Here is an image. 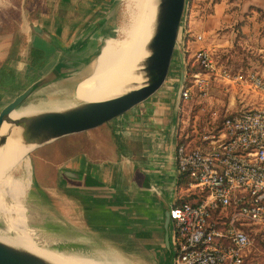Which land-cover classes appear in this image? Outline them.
Here are the masks:
<instances>
[{
	"label": "crops",
	"instance_id": "0c3cea01",
	"mask_svg": "<svg viewBox=\"0 0 264 264\" xmlns=\"http://www.w3.org/2000/svg\"><path fill=\"white\" fill-rule=\"evenodd\" d=\"M63 1L64 7L61 12H58V18L52 19V22L40 27L43 30L42 34L35 36L33 29L35 27L34 4L27 14L28 20L25 23L22 22L21 38L16 40L11 38L0 45L1 98L2 92L9 93L19 85V87H26L35 80L47 76L50 70L59 65L64 67L61 70L74 68L79 71L95 51L98 29L92 33L90 31L94 28L92 24L98 20L97 18L91 19L95 10L90 11L83 5H91L96 0ZM203 1L190 0L188 5L185 3L187 18L186 23L184 22L186 29H184L183 37L186 41H183V45L186 44V47L182 46V50H186V53L192 50L191 42L202 44L204 37L213 34L223 16L226 15V9L232 5H239V11L243 14L250 6L264 12V0H233L232 2L230 0H215L212 7L214 13L204 18L201 15L203 9L201 6L206 1ZM210 2L212 3V0ZM157 5L158 0L153 3L150 12L156 11ZM129 11H132L131 8ZM257 13L258 11H254V15L251 16L255 17ZM242 18L244 19V17ZM90 19L93 21L90 22ZM191 34L195 41L193 39L191 41ZM113 39L112 37L106 38L102 46L108 45ZM210 45L216 47L220 44L211 41ZM201 46L197 47L196 45V48L191 52L193 53ZM78 52L83 54L80 59H75L77 62H74L72 56ZM100 58L103 59L93 66L92 71H105L107 75L121 73L114 72L113 69L122 62L132 67L141 65V60L131 57L126 50H113ZM173 61L169 75L173 68ZM91 65L86 67L87 71ZM180 71L182 73L184 69L182 68ZM169 80L168 78L160 92L140 105L135 112L133 111L87 136L88 145L80 147L78 154L67 156L59 164L66 170L79 174L73 179L86 178L87 180L80 186L72 185L64 180L66 187L75 190L78 197L61 190L60 180H62L63 174L62 178L54 177L51 182V185L55 183L58 185V193L61 198H58L57 194L49 195L61 203L72 219H65L63 233L58 232L59 228L53 226L46 230L53 231L57 235L63 234V240L72 245V248L76 244L74 242L76 236L79 235L80 238L89 241L91 243L89 245L97 242L96 245L100 250L96 248L100 258L112 260L113 256L119 255L120 249L109 245L106 240L109 230L102 217L107 215H101L107 212L125 219L119 210L126 208L114 204L110 197L112 193L121 199L125 198L124 200H127L129 204L133 202V205H135L136 198L144 196L145 201L150 202L152 213L156 215L158 222H162L164 210L176 202L177 175L174 150L177 143L179 114L176 106L177 93L174 96L171 94L173 89ZM121 92V90H96V96L98 101H104L119 96ZM244 99L240 100L241 108L235 106V110L243 109V106L248 103L242 104ZM81 102H87V98L82 99ZM249 103L250 108L264 106V97L260 96L259 100L256 99ZM228 109H233V106L228 104ZM117 124L121 125L119 130H116ZM62 145L63 143H59L56 148H60ZM33 193L35 194L33 203L39 202L43 193L42 188H34ZM85 205L86 207H84ZM126 210L128 211L127 215H131V210ZM96 212L99 215L93 214ZM141 217L143 218L142 214ZM115 222L119 227L118 219ZM41 227L45 230L42 225ZM74 248L78 252L83 251L78 243Z\"/></svg>",
	"mask_w": 264,
	"mask_h": 264
},
{
	"label": "rangeland",
	"instance_id": "374dc122",
	"mask_svg": "<svg viewBox=\"0 0 264 264\" xmlns=\"http://www.w3.org/2000/svg\"><path fill=\"white\" fill-rule=\"evenodd\" d=\"M189 1L190 0H187V5L189 4ZM204 1L206 2L201 6L203 8L201 15H203L205 18L208 17V15L214 13L212 7L215 3V0H212V3L210 2L211 0ZM232 1L233 0H230V2ZM63 3V0H0V45L3 42H6L8 39L12 38L16 40L21 38L22 32L20 31V28L22 27V22L25 23L26 20H28L27 14L32 9L34 4L35 25L42 27V25L52 22V19L58 18V12H61L64 7ZM83 6L87 7L86 9H89L90 11L95 10V14L91 19L94 20L97 18L98 20L92 24V26H94V30H98L96 32L97 44L95 45V51L91 56H89L87 62H85V66H89L91 64L93 65V63L99 59L100 50L106 48L107 45L102 46L105 39L109 37L115 39L120 38L121 26L127 22L128 16L137 12H129L130 0H96L91 5L86 6L84 4ZM239 7V5H232L229 7V9L227 8L225 13L226 15L223 16L220 23L215 28L213 34L204 37L202 44L191 42L190 48L194 50L196 45L197 47L202 45L201 47L209 48L213 52L214 60L216 61L217 65L222 68H226L232 75L239 74L240 77L244 78L248 72L255 71L264 77V12L250 6L249 9L243 14L239 11ZM254 11H258V13L255 14V17H252L251 15H254ZM242 17H244V19ZM186 18L187 11L185 10L179 31L177 50L179 48L181 49L182 46L186 47V44L183 45V41H186L185 37H183L184 29H186V26L184 25V22L186 23ZM91 19L90 22L93 21ZM55 23L58 24L59 22ZM37 35L38 34L35 32V36ZM192 39L195 41L191 34V41ZM211 41L220 45H216V47H214L210 45ZM122 50L128 51L131 57L142 60L146 57L148 44L134 47L126 46ZM192 50H189V52L185 53V63L188 60L192 64ZM82 54L83 53L81 52L73 54L72 57L74 62H77L75 59H80ZM173 60V68L169 75V82H171L170 85L172 84L171 87L173 90L171 94L174 96V94L178 92V81L181 76L180 70H182V64L181 61L179 62L176 52L174 54ZM85 66L83 68L81 66V68L86 70ZM61 68H64L63 65H59L57 68L50 70V72L47 74V79L43 81V84L57 80L59 81L60 79H65L72 76L73 73L62 72ZM183 69L186 71L185 66ZM89 70L87 72H90ZM138 74L133 72H121L117 74H111L109 77L125 78L133 77ZM100 82L101 81H92L93 84H100ZM43 84H41V86ZM19 86L9 93L5 94L2 92V98L0 97V109L24 87ZM78 87V90H75L74 94L69 97L71 98L69 101L74 100L79 95H82V97L80 96L81 99L85 100L87 98V102L82 104L98 101L96 90L92 89L91 83H89V81L81 80L78 82ZM260 96V94L254 91L246 83H242L241 81L231 83L229 81H224L220 78L212 76L207 97H199L197 94H195L191 99L179 103V119L176 133L177 140L178 136L181 140H184V138H186L185 136H187L186 140H191L193 144L195 141L200 142L202 135L219 127L223 117L226 114H229L231 110H235V106H237V108H241L240 100L242 98H245L242 101V104L248 102L245 106H243V108L248 109L250 108L249 102L255 101L256 99L259 100ZM228 104H231L233 109L227 110ZM125 132H127V130H125ZM71 136L75 137V139L68 142L65 141L62 151L58 152V154L56 153L53 155L41 156L42 158L38 157L36 154L38 152L37 149L33 150L36 147L35 144H32V147L28 148L27 150L26 156L28 158L27 162L29 164L30 171H32V180L29 186L26 187L24 191L25 194L19 198V202L25 208L24 213L26 216L25 221L27 229H35L38 225H42L46 230V228L53 226L58 227V232L63 233V224L65 219H72L70 214L67 213L61 203L51 197V195L54 196L57 194L58 198H61V195L58 193V185L56 183L51 185L53 178L50 177V175H54L55 172L58 173L56 168L62 161H64L67 156L75 154L80 149V147H85L88 145L85 138L81 139V134H75ZM37 161H39L38 164ZM39 177L44 178L42 183L36 180ZM58 177L62 178V174H60V172ZM64 180L65 177L63 175L62 180H60L61 190L68 194L77 195L78 197V193L75 190L66 187V182ZM35 182L40 185L43 193L40 196L41 198L39 199V202L36 201V203H33L31 189ZM49 185L51 186L49 187ZM1 196L5 205H12L14 203L13 199L8 193L4 192V194H1ZM145 200V197L141 196L136 198V202L134 201L135 205H133V202L132 204H129L131 207L129 208V210H131L130 214L134 216V219H123L125 220L126 224L129 225L130 229L134 230V232L130 230L128 233L123 228L118 227L117 223L115 222L117 218L110 213H100L102 216L107 215L102 217V220L105 221V224L109 230V235L106 238L107 242L109 245L120 249L119 252L123 256V258H121L123 259V262L127 264L164 263L165 252L163 248L162 224L161 222L156 221V215L152 213L150 202ZM84 207H86V205ZM135 208H137V210H135ZM93 214L99 215L97 212ZM141 214L143 215V218L141 217ZM36 215L39 218L38 220L34 218ZM172 230V223H169V237L172 235ZM0 233H5L7 235H14L17 233V230L10 226L7 216L3 213V211H1V209ZM139 234L149 235L150 243H144L141 239H139L136 236ZM33 236L35 239V234H33ZM84 239L85 238H80L78 235L76 236L75 242L76 244L78 243L82 245ZM84 243L86 242L84 241ZM51 246L63 249L65 248L63 243H55ZM37 256L39 257V255Z\"/></svg>",
	"mask_w": 264,
	"mask_h": 264
},
{
	"label": "built area",
	"instance_id": "2783aa9c",
	"mask_svg": "<svg viewBox=\"0 0 264 264\" xmlns=\"http://www.w3.org/2000/svg\"><path fill=\"white\" fill-rule=\"evenodd\" d=\"M191 57V65L202 70L184 71L180 103L195 94L207 97L212 76L246 83L264 97L258 72L232 75L205 47ZM186 138L178 136L175 145L176 175H187L184 190L196 191L200 199L169 207L172 264H264V106L226 114L200 142Z\"/></svg>",
	"mask_w": 264,
	"mask_h": 264
},
{
	"label": "bare ground",
	"instance_id": "6f19581e",
	"mask_svg": "<svg viewBox=\"0 0 264 264\" xmlns=\"http://www.w3.org/2000/svg\"><path fill=\"white\" fill-rule=\"evenodd\" d=\"M155 1L156 0L130 1L131 10L137 13L128 16L127 22L120 28L121 37L117 39L114 38L106 48L101 49L99 52L100 57L113 50H122L126 46H142L149 43L153 34L156 16V11L150 12V10ZM148 54L149 49L146 53V57ZM102 59L103 58H100L90 67V72L83 70V66L79 71L73 73L71 77L53 81L40 87L29 99L12 110L10 117L18 119L48 111L64 112L85 105L81 102L82 95L69 101V99H71L69 97L74 94L75 90H78V82L81 80L89 81L93 90H121L122 92L119 95L141 86L146 81L145 75L141 71L144 59L140 61L141 65L137 67H132L125 62L116 65L113 69L114 72L140 73L136 76L125 78L109 77L110 75H107L105 71H92L93 66ZM92 81L101 82L100 84H93ZM98 102L100 101L88 103ZM22 132V126L8 122H3L0 128V135H6L5 143L0 146V209L7 216L10 226L17 230V233L14 235L0 233V241L29 251L36 256L39 255L40 258L50 264H127L123 262V256L120 253L117 256H113L112 260L103 257L100 258V255H98L99 252L97 253V250H100L96 245L97 242L93 243V245H89L90 242L84 239L86 243L83 241L82 245L79 244L83 251L78 252L74 248L77 244L73 245L72 248V245L67 244V242L63 240L62 234L57 235L53 231L43 230L40 225L35 229H27L25 221L26 216L24 213L25 208L19 202V198L25 194L24 191L30 183L31 171L26 155L28 148L32 147V144H26L24 142ZM64 177L65 181H69L70 184L76 186H80L87 182L86 178L75 180L71 178L68 173H65ZM4 192L8 193L13 199L14 203L12 205H5V203H3L1 194H4ZM112 194H110V197L114 204L126 209L131 208L129 203L124 200L125 198L121 199L115 194ZM113 216L118 219L119 227L123 228L128 233L130 230L134 232L120 216ZM34 218L38 220L37 215ZM33 234H35V239ZM136 236L144 243H150L149 235L139 234ZM55 243H63L65 248L52 247L51 245Z\"/></svg>",
	"mask_w": 264,
	"mask_h": 264
},
{
	"label": "water",
	"instance_id": "95a60500",
	"mask_svg": "<svg viewBox=\"0 0 264 264\" xmlns=\"http://www.w3.org/2000/svg\"><path fill=\"white\" fill-rule=\"evenodd\" d=\"M185 3L186 0L158 1L154 30L148 43L149 54L144 59L142 64L143 68L141 69L146 78L144 84L111 99L100 101L98 103H88L80 107H75L72 110L64 112L48 111L29 117L18 119L11 118L10 113L12 110L29 99L37 89L48 84H43V81L47 79V76L41 77L24 87L0 109V128L3 122L22 126L24 142L26 144H35L36 147L33 150L37 149L38 152L36 154L38 157H41L56 153L58 154V152L62 151L65 141L68 142L75 139V137L71 135L81 134V139L85 138L87 141V136L93 134V132L104 128L111 122H114L115 120L117 121L119 118L124 117L133 111L135 112L140 105L148 101L164 88L169 78V72L175 52L179 56L182 68L184 67V52L182 47L177 50V45L181 22L185 11ZM33 29L37 34L43 33V30L39 26L35 25ZM93 31L94 28L91 29L90 32L92 33ZM61 71L70 73L77 72L74 68L62 69ZM183 75L184 71H182L179 80H181ZM41 84L43 85L41 86ZM176 95V106L178 108L180 103L179 87ZM120 126L121 125L117 124L116 130H119ZM5 141L6 135H0V146L3 145ZM59 143H63V145L60 148H56ZM78 152L79 150L75 154H78ZM39 161H37V164ZM56 171L58 173L55 172L54 175H50L51 178H59V172L63 175L68 173L71 178L79 176L77 172L66 170L64 166L58 165ZM31 180L32 171L30 182ZM36 180L42 183L44 178L39 177ZM34 188H40V185L37 182L33 184L31 189L32 201L35 200V194L33 193ZM127 212L126 209L121 208L119 210V213L124 215L125 219L133 220L134 217L127 215ZM169 223H171V219L169 215V207H167L163 212L161 222L163 230V248L165 252L163 264H172L173 250L171 237H169L168 231ZM0 264L50 263L29 251L0 241Z\"/></svg>",
	"mask_w": 264,
	"mask_h": 264
},
{
	"label": "trees",
	"instance_id": "16d2710c",
	"mask_svg": "<svg viewBox=\"0 0 264 264\" xmlns=\"http://www.w3.org/2000/svg\"><path fill=\"white\" fill-rule=\"evenodd\" d=\"M200 70H202V68L198 64L191 65V63L188 62L186 65V71L188 73H193ZM187 182H188L187 175L183 174L177 176V199L175 202L176 204H180L183 202H190L194 204L197 203V201L200 199L196 191L186 192L184 190L187 186Z\"/></svg>",
	"mask_w": 264,
	"mask_h": 264
}]
</instances>
